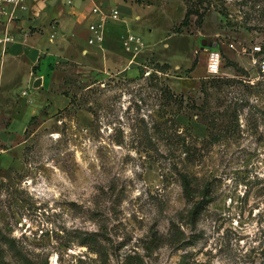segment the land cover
I'll return each mask as SVG.
<instances>
[{
    "label": "rangeland",
    "instance_id": "1",
    "mask_svg": "<svg viewBox=\"0 0 264 264\" xmlns=\"http://www.w3.org/2000/svg\"><path fill=\"white\" fill-rule=\"evenodd\" d=\"M48 1L66 15L26 32L55 56L45 98L72 103L44 107L0 167V264H264V53L252 54L264 47V0H95L131 14L106 25L101 46L67 14L92 0ZM188 4L206 10L201 27L194 16L181 25ZM109 32L142 37L134 63ZM38 69L0 89V132L38 100ZM180 174L197 201L211 186L195 222Z\"/></svg>",
    "mask_w": 264,
    "mask_h": 264
},
{
    "label": "crops",
    "instance_id": "2",
    "mask_svg": "<svg viewBox=\"0 0 264 264\" xmlns=\"http://www.w3.org/2000/svg\"><path fill=\"white\" fill-rule=\"evenodd\" d=\"M83 1L84 0H82V2ZM92 1L93 7L95 0ZM29 5L27 11L19 13L17 17L19 21L17 23L12 22L11 19L5 17V25L0 28V39L5 36H10L12 38V40L6 44H0V89H12L13 81L16 79L22 68L26 71L28 68L39 67L37 70L38 74L35 75L31 72V75L32 77L34 75V80L36 79V76L43 78V90H40L42 92H40L39 98H37L38 100H33L29 103L24 102L22 109L19 108L18 110H15V112L13 111L6 114L9 123L0 132V135L2 136L1 142L7 144V147L0 148V167H7L13 162L14 158L12 157L11 152L19 146L16 141L25 136L32 118L40 115L44 107H48L50 104L52 109H56L60 105L67 108L70 104V98L64 94H54L53 99L51 98L52 101H50L49 94L45 98L44 92L45 94L48 93L51 88L48 74L51 69L52 58H55V56L51 53L50 47L46 45V41L39 40V42L35 44L33 43V40L36 39V36H31L26 32L29 25L37 27L42 24L46 27L48 26L47 28H50V19L59 17L60 22V20L66 15V11L63 10L64 8H62V5L55 8L52 1L48 0H31ZM72 7H74V5H72ZM91 9L83 10V12H78L76 10L68 11L67 14L74 16L77 15L79 22H87L86 26L88 28L89 22L93 19ZM128 9L130 10V8ZM129 10L127 13L125 12L126 10L121 9V17L123 18L125 13H127L126 15L131 16ZM138 18V15H136L135 19ZM120 22L125 24L123 19H121ZM124 36L125 35L122 34L119 36L117 32L111 34L109 32V34H106L108 40H122ZM50 42H52L51 39ZM148 47L151 49L153 48L149 45ZM47 49H49V51ZM81 49H83L82 54L90 52L87 48Z\"/></svg>",
    "mask_w": 264,
    "mask_h": 264
},
{
    "label": "built area",
    "instance_id": "3",
    "mask_svg": "<svg viewBox=\"0 0 264 264\" xmlns=\"http://www.w3.org/2000/svg\"><path fill=\"white\" fill-rule=\"evenodd\" d=\"M31 0H0V11H2L9 19L18 17L19 13L27 11ZM93 19L88 24L90 36L88 43L90 45L101 46L105 39V30L108 23L117 22L121 19V12L118 8H112L105 10L103 6L94 5L91 9ZM10 36H5L0 39V44H6L11 41ZM234 47L233 45H230ZM122 47L125 51L131 52V63L134 62L135 57L144 47V41L142 37L134 33H130L123 38ZM264 51L262 46L257 44L252 47L253 55H263ZM259 65V74L264 78V58L255 61ZM222 64V55L218 49L212 48L207 54V67L206 71L210 76L220 74ZM145 74L149 75L150 72ZM24 95L27 93L24 92Z\"/></svg>",
    "mask_w": 264,
    "mask_h": 264
},
{
    "label": "trees",
    "instance_id": "4",
    "mask_svg": "<svg viewBox=\"0 0 264 264\" xmlns=\"http://www.w3.org/2000/svg\"><path fill=\"white\" fill-rule=\"evenodd\" d=\"M206 10L200 11L197 7H194L190 4L187 5L186 14L184 16V19L181 23L182 26L187 27L189 24L190 19L194 16L195 17V24L198 27L202 26L203 19L205 17ZM264 49V47L262 48ZM264 51V50H263ZM196 61L193 62L192 67L190 69H194ZM167 64H163L161 68H167ZM66 95V94H64ZM68 97V95H66ZM70 98V97H69ZM70 103H72V100L70 98ZM34 117L32 118V120ZM31 120V121H32ZM181 177V183L183 186V192L186 199V202L188 204L192 205L191 211H190V221L195 222L197 218L201 215L203 209L205 208L206 203L210 200L211 195V186L210 183H206L203 190L201 191V197H203L201 200L197 201L193 192V188L191 185V182L186 174H180Z\"/></svg>",
    "mask_w": 264,
    "mask_h": 264
},
{
    "label": "water",
    "instance_id": "5",
    "mask_svg": "<svg viewBox=\"0 0 264 264\" xmlns=\"http://www.w3.org/2000/svg\"><path fill=\"white\" fill-rule=\"evenodd\" d=\"M203 45H204V43H203ZM205 46V45H204ZM208 46H211V43L210 44H208ZM43 86V78L42 77H38V78H36L35 80H34V82H33V88L34 89H39V88H41Z\"/></svg>",
    "mask_w": 264,
    "mask_h": 264
}]
</instances>
